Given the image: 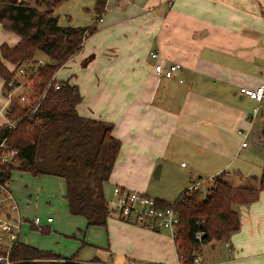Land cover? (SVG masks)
I'll list each match as a JSON object with an SVG mask.
<instances>
[{
	"label": "crops",
	"instance_id": "obj_1",
	"mask_svg": "<svg viewBox=\"0 0 264 264\" xmlns=\"http://www.w3.org/2000/svg\"><path fill=\"white\" fill-rule=\"evenodd\" d=\"M84 26L94 29L85 31L80 49L56 77L77 84L80 114L113 123L112 133L121 145L106 181L166 200L151 182L164 175L178 153L190 156L186 171L190 178L192 172L225 171L238 184L240 175L252 176L248 168L258 164L239 163L237 158L249 145L242 141L257 128L255 118L250 120L256 101L242 94L239 86L264 82V0H104L101 12L96 11L94 20ZM20 39L0 21V46L15 45ZM152 50L181 63L174 77L157 73ZM4 83L0 75V127L8 118ZM239 129L246 130L247 136ZM260 163L264 171V158ZM187 166L180 162L185 170ZM28 172L27 179L38 178L42 185L60 182L58 202L66 214L64 178ZM187 183L184 177L177 180L180 193ZM24 194L30 195L29 190ZM237 209L239 228L226 240L203 243L193 264H264V188L257 199L238 204ZM44 220L51 230L53 216ZM23 227L21 240L49 248L44 239L28 235ZM87 228L79 246L85 252L78 253V259L181 264L174 238L165 228L153 230L112 212L105 224ZM90 230L101 233L90 236ZM32 236L39 242L27 240Z\"/></svg>",
	"mask_w": 264,
	"mask_h": 264
},
{
	"label": "trees",
	"instance_id": "obj_2",
	"mask_svg": "<svg viewBox=\"0 0 264 264\" xmlns=\"http://www.w3.org/2000/svg\"><path fill=\"white\" fill-rule=\"evenodd\" d=\"M60 1L0 0V21L21 36L15 45L5 42L0 46L4 92L11 87L10 81L17 77V66L23 62L31 63L29 67L39 80L38 91L42 92L53 73L71 53L80 49L85 31L94 29V26L58 24L53 10ZM103 4L104 0H96L98 13ZM39 51L45 52L49 60L40 63L36 59ZM36 61L39 64H34ZM59 83L58 88L50 86L33 113L16 101L6 108L7 117L18 118L19 122L15 128L3 124L0 141L7 136V142L19 151L13 160L0 163V181L10 182L16 169L36 175L59 174L65 179L64 195L69 211L83 215L87 224H105L112 211L103 182L109 177L121 142L112 133L111 121L79 113L77 103L81 93L77 84L67 79H59ZM261 134L264 137V122ZM240 180L234 184L221 172L214 175V182L206 193L198 189L188 193L185 188L173 202L157 198L159 204H172L179 213L174 242L181 264H193L203 243L226 240L239 228L240 214L236 206L259 197L264 188V171L260 177L248 179L240 175ZM6 208L5 202L0 203V213ZM28 219L32 228L37 229L32 218ZM40 230L50 231V228L43 226ZM7 248L0 243V253H6ZM10 257L14 260L12 264H95L92 261L99 260L64 256L21 240V234L10 249Z\"/></svg>",
	"mask_w": 264,
	"mask_h": 264
},
{
	"label": "rangeland",
	"instance_id": "obj_3",
	"mask_svg": "<svg viewBox=\"0 0 264 264\" xmlns=\"http://www.w3.org/2000/svg\"><path fill=\"white\" fill-rule=\"evenodd\" d=\"M29 1L34 2L35 0ZM53 14L56 16L58 24L84 26L94 20V16L96 14V10L94 9V0H61L54 7ZM36 59H39V61L42 62L49 60L48 55L43 51H39L37 53ZM34 64L37 65L39 64V62L36 61L34 62ZM66 68H68L67 65H62L60 69L58 68L57 74L60 75L64 73ZM255 121L257 123V128L254 129V131L250 133L246 139L243 140L246 141V143H249V145L247 149L242 151V153L237 158V161L239 163L242 162L243 164H258L255 167L250 165V167L248 168V172L252 176L260 177L263 172V169L260 168L259 164H261L260 162H262L264 158V137L262 134V136L260 135L259 127H261L264 122V99L258 107V112L256 114ZM258 136L263 137V139H259ZM181 161H184V164H188L186 170L180 167ZM190 162V156H188L187 154H176L175 159L172 158L169 167L165 169L164 175L162 177H153L151 185L156 186L157 192L164 194L166 200L173 202L180 193V189H178V186L176 185L177 180L179 182L181 177L186 178L188 180L186 186L188 187V185L191 183V178L193 176H201L209 178L207 179L209 181L207 186L205 187L204 184L202 185V193H206L208 187H210L214 182V177H210L212 175H209V173H204V171L202 175L200 174L201 171L200 173H198L199 175L194 174V172H192L193 174L191 175V178L187 177L186 171L190 168ZM29 173L30 172L26 170H16L14 173L13 180H10V182L7 183V186L13 192L14 196L20 204L22 215H27L24 220V222L27 224H24L23 231L30 236L31 234H33L34 236L36 235L37 237L44 239L45 241L43 244L49 246L48 249L54 252L70 256H77L79 253V255L82 256L85 250L84 248L79 246H82L85 232L88 229V224L86 223L84 216H77L74 213H70L67 208L65 214V210L62 208L63 205L61 201L58 202V200L62 198V189L61 184L57 179L53 180L52 184L47 183L46 185V182H43L45 185H42L38 178L36 180H34L33 178L27 179V174ZM225 175L229 177L227 173ZM231 176L233 175L231 174ZM112 188L113 186L110 182H103V191L107 200L110 199V197L112 196ZM26 189L29 190L30 195L24 194V191ZM10 201L11 200H8V202ZM109 209L111 210L110 206ZM16 213L17 212H15V215ZM32 213L34 215H43V218L53 216L54 221L51 222V230L42 231L38 228H31V226L29 225L30 220L28 219V216H31ZM89 232L90 236H98L101 233L96 230H90ZM166 232L171 235L168 230H166ZM27 240L36 241L33 236L28 237ZM36 242H39V240H37Z\"/></svg>",
	"mask_w": 264,
	"mask_h": 264
},
{
	"label": "built area",
	"instance_id": "obj_4",
	"mask_svg": "<svg viewBox=\"0 0 264 264\" xmlns=\"http://www.w3.org/2000/svg\"><path fill=\"white\" fill-rule=\"evenodd\" d=\"M76 52L77 51L71 53L69 58L73 57ZM150 54L156 59L154 62V69L157 71V73L165 77H174L177 71L181 69V63L168 61L160 55L158 50H152ZM39 62L43 63L44 61ZM29 64L31 63L23 62L17 66V77L10 81L11 87L5 91L7 97V105L4 109L5 113L6 108L13 101L28 107L30 112L33 113L40 107L50 86L54 85L55 88L60 86L59 79L56 77L57 69L46 84L44 90L39 92L38 77L33 69L29 67ZM179 81H182V78H179ZM239 91L256 101V105L254 106L250 115V120H253L258 112L259 105L264 99V82L256 86L240 85ZM18 122V118L13 117L7 118L5 124L15 128L18 125ZM238 131L243 134V137L247 136L246 130L239 129ZM246 144V141H242V145ZM18 151V148L10 145L7 142V136H5L2 141H0V163L13 160L16 157ZM223 172L225 174L227 173L225 171ZM214 175L210 177L213 178ZM200 177L201 176H193L191 178V183L187 187L188 193H192L196 189L202 191V185L208 178ZM7 183L8 182L3 183L0 181V203L5 202L7 204L6 211L4 213H0V243L8 246L6 253H0V264L14 263V260L10 257V249L12 248L15 241L19 239L22 232L23 223L26 218V216L22 215L20 204L13 192L7 186ZM8 200L11 201L8 202ZM107 201L112 212L115 213V215H117L119 218L143 225L153 230L165 228L169 230L174 238L179 222V213L172 204L161 205L157 202L156 197L148 195L143 191L128 188L119 184L113 185L112 196ZM8 212L12 213V215L8 216ZM15 212H17L16 215ZM51 220L52 216H48L47 221ZM32 222H34L39 229H42L43 226L46 225V221L40 214L34 215L32 217ZM197 236L200 237V234ZM225 245L230 249L229 243L227 241H225ZM106 251L110 253V251ZM197 259L198 255L195 257V261ZM92 262L95 264H154L148 261L137 262L133 259H129L120 263L113 260H96Z\"/></svg>",
	"mask_w": 264,
	"mask_h": 264
},
{
	"label": "water",
	"instance_id": "obj_5",
	"mask_svg": "<svg viewBox=\"0 0 264 264\" xmlns=\"http://www.w3.org/2000/svg\"><path fill=\"white\" fill-rule=\"evenodd\" d=\"M52 18V17H51ZM157 170L156 171H158L159 170V165L157 166V168H156Z\"/></svg>",
	"mask_w": 264,
	"mask_h": 264
}]
</instances>
